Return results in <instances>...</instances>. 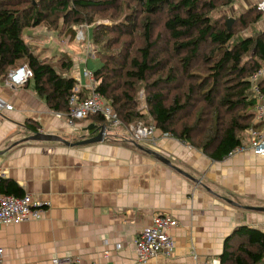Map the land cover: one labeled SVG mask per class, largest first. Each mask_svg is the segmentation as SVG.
Returning a JSON list of instances; mask_svg holds the SVG:
<instances>
[{
	"label": "crops",
	"instance_id": "1",
	"mask_svg": "<svg viewBox=\"0 0 264 264\" xmlns=\"http://www.w3.org/2000/svg\"><path fill=\"white\" fill-rule=\"evenodd\" d=\"M240 3L248 9L256 0ZM79 82L82 92L89 80L81 74ZM0 99L14 107L0 111V176L47 210L41 220L0 226L1 264H52L54 258L65 264L76 257L86 264H134L139 233L166 214L178 222L170 231L175 250L149 264H209L237 227L264 233V213L244 209L264 207V157L245 151L215 161L160 130L154 150L172 166L118 139L74 147L26 141L34 136L29 123L64 139L75 135L67 116L51 111L31 81L19 87L0 81ZM93 124H79L82 137Z\"/></svg>",
	"mask_w": 264,
	"mask_h": 264
},
{
	"label": "trees",
	"instance_id": "2",
	"mask_svg": "<svg viewBox=\"0 0 264 264\" xmlns=\"http://www.w3.org/2000/svg\"><path fill=\"white\" fill-rule=\"evenodd\" d=\"M135 1L141 8L140 16L146 15L145 18L140 17L139 22L136 8L134 14L126 15L122 22L110 21L109 24L92 27L91 40L101 46L96 51L98 62L92 71L97 84L96 92L110 103L126 125L150 117L157 130L190 144L209 158L222 161L230 157L246 142V131L255 116L250 78L264 66V31H258L256 36H240L235 41L233 31L220 23L222 18L216 20L212 17L219 4L229 6L235 0ZM116 3L117 0H40L38 4L34 2L30 7L21 8L20 2L15 0H0V81L26 65L33 72L29 81L38 97L54 113L70 115V98L78 84L70 74L75 67L73 60L67 54L61 55L57 60L59 71L48 57L42 56V52L37 53L36 47L24 37V32L45 23L49 13H57L58 10L66 14L62 20L65 26L69 25L68 18L72 24H92L94 20L87 13L100 8L117 12L121 6ZM250 10L259 16L256 18L258 21L263 18L255 6ZM162 15L165 18L164 29L170 41H174L176 55H185L181 59L184 72L182 74L171 68L168 74L150 83L154 76L167 68L166 60L161 59V52L156 50L163 41L162 35L154 39L155 23L150 20V17L161 18ZM240 20L242 27L248 26L244 17ZM77 32L75 26L70 28L74 39ZM109 34L117 36L107 38ZM124 35L130 36L132 41L138 38L131 46L138 45L141 38L144 45L133 53L131 46L123 43L118 50L107 53L105 57L102 47L110 50L121 43ZM204 45L212 47L214 57L218 55L219 58L208 69L206 78H199L195 85L185 87L181 79L191 62L200 58L199 52ZM211 58L209 55L205 62L209 63ZM143 83L148 91L147 116L138 110L136 99L139 85ZM172 91L179 92L171 96ZM82 92L81 98L88 97L86 89ZM200 103L211 109L202 119L204 121L181 124V116L190 115ZM241 110L244 113L237 115ZM92 119L96 129L90 133L106 125L102 115H95ZM27 127L34 135L41 133L35 123H29ZM1 195L22 198L25 193L15 181L0 176ZM218 259L221 264H263L264 233L249 226L237 227L227 237L224 251Z\"/></svg>",
	"mask_w": 264,
	"mask_h": 264
},
{
	"label": "rangeland",
	"instance_id": "3",
	"mask_svg": "<svg viewBox=\"0 0 264 264\" xmlns=\"http://www.w3.org/2000/svg\"><path fill=\"white\" fill-rule=\"evenodd\" d=\"M15 2L16 3L20 2L19 4L20 7L25 8V7H30L31 5H33L34 2L38 4L40 0H20V1L15 0ZM116 4L121 6V9L118 10L117 12L114 10H103L104 8H100L101 10H93L87 13V15L93 18L94 20V23L92 24H86V23H83L80 25L72 24L70 23L72 21L70 20V18H68L69 25L65 26L62 20L64 16H66V14H64L63 12L59 13L58 12L59 10L57 11V13H49L48 19L45 23L39 25L38 27H33V28L25 30L24 37L29 43L33 44L36 47L37 53L42 52V56L48 57L50 59L49 61H51L53 65L57 66L59 71L61 70L58 67L59 64L57 60L59 57H61V55L67 54L68 57H70L73 60V64L76 66V68H74V70H72L70 74L75 77L77 75L76 73H81L85 81V79H87L84 76L86 69L92 72L96 67V63L98 62L96 51L101 46L95 45L92 40H91L92 43L90 45L85 44V43L82 45L77 44L75 42L76 39H74V37H72L73 35L70 34V28H73V26H75V28H77L78 31L82 29L88 31L89 29V34L91 35L93 32V28H92L93 26L109 24L110 21L122 22L125 20L124 17L126 15L134 14L133 10H135L136 8L138 11V13L136 14V16L138 17L137 22L141 20L140 17L141 18L146 17V15L140 16L141 8L138 6L137 1L135 0H117ZM240 6H241L240 0H235V2L229 6H226L225 4H219L218 9L212 13V17L214 19L219 20V18H222L220 23H222V25L225 24L226 28H228L227 26L228 20L233 19V24L230 30L233 31V33L235 34V41L240 36H256L258 35L257 34L258 31H261L260 24H259L261 21L260 20L258 21L256 19L259 16H256L257 14L253 13L250 10V8L255 5L250 6L248 9H244ZM243 17L247 20V24H248L247 27H242L241 25L240 19H243ZM164 19H165L164 15H162L161 18L159 16L150 17V20L153 23H155L154 29H153L154 39L158 37V35L160 34L162 35V38H163V41L160 42V45L158 46V49L156 50L161 52L159 57L161 59H165L167 62L166 63L167 68L159 75L154 76L151 79L150 83L154 82L159 77H163L166 74H168L171 68L176 69L177 72L182 73V74L184 72V68H183L184 63L181 61V59L185 55H181V54L176 55L175 50L173 49L174 41H170L169 35L164 29V26H163L164 21H165ZM68 23L66 22V25ZM114 36H117V35L109 34L107 35V38H113ZM137 40L138 38L132 41V38L130 36L124 35L122 36L120 44L113 46L110 50H106L102 47V50L104 51L105 57H106L107 53L111 54V52H115L122 46L123 43H126L131 46V44H134L133 42H136ZM143 45H144V40L141 38V41H139L138 45H135V46L132 45L133 47L131 46L133 53L136 51L138 47H142ZM165 50H167V53H165ZM211 52H212V47H210L209 45H204L201 47L200 52H199L200 58L191 62L190 67L186 69L185 74L183 78L181 79V82L184 83L185 87H188L190 84L195 85V83L198 82L199 78L200 79L204 77L206 78L208 69L212 67L214 65V62L218 60L219 58L218 55L214 57L215 51H213L212 53ZM209 55L212 56V58L210 59L209 63H206L205 58L208 57ZM66 75H68V73H66ZM191 77H192V80L189 81ZM93 79H94V75H93ZM77 82H78L77 84V87H78L81 84V82H79V80ZM144 85H145L144 83L139 85V91L136 94V99L138 100V104H139L138 110L147 116L148 108H147V103H146V96L148 95V91L147 89L144 88ZM89 87H90L89 84H87V87L85 89H87L88 93L90 92L92 93V90ZM177 92L179 91H172L171 96H173ZM90 94H87V96H89ZM198 99L201 100L199 96H198ZM208 110H211V109L209 107H205L204 103H200L194 110H192L190 115L181 116V124L186 123L188 125H192L194 123H198V124L201 123L202 121H204L202 119L206 118L205 115L208 113ZM242 112L244 113L243 110L237 112V115H239L240 113L243 114ZM88 120L93 121L92 117H90L89 119L82 121V122H86ZM82 122H79L78 126ZM140 122H142L144 125L146 124L148 125V124H152L154 120L153 119L151 120L150 117L149 118L147 117V119H145L144 121H140ZM105 124H106L104 125L106 127L105 141L106 140L111 141L110 139H118V140H121V142H125V143L127 142L128 144L129 142L131 144L136 143L140 145L141 147L150 149V150H154V147L156 146L155 145V134L152 137L154 138L153 140L152 138H150V139L139 141V140H135L133 136L129 134L131 125H126L122 122L121 126L113 127L110 124H107L106 122ZM136 124L137 123L132 124V125H136ZM78 130H79L78 132L74 133L75 137L72 136L73 137L72 139L70 137H67V139L75 143V142H79L85 139L95 137L101 131V130L96 131L94 134L88 133L87 136L82 137L79 127H78ZM80 136L82 138H80ZM164 138L170 139L171 136L168 134V136H164ZM189 146L191 145L189 144ZM156 152L160 153L158 150ZM161 155L165 157L164 154L161 153ZM235 244L238 245L239 241L236 242Z\"/></svg>",
	"mask_w": 264,
	"mask_h": 264
},
{
	"label": "built area",
	"instance_id": "4",
	"mask_svg": "<svg viewBox=\"0 0 264 264\" xmlns=\"http://www.w3.org/2000/svg\"><path fill=\"white\" fill-rule=\"evenodd\" d=\"M255 7L263 15L264 19V0H256ZM75 42L79 45L91 44V35L89 29L79 30L76 34ZM84 76L89 80V88L92 90L90 96L80 97L81 90L75 88L70 98V115L68 118L69 126L74 133L78 132V123L89 119L95 115H102L107 124L113 127L122 125L115 109L95 90L96 81L93 79V73L86 69ZM33 77V72L28 66H22L12 71L8 77L9 82L14 86H24ZM81 80V74L74 77ZM264 66L261 67L251 78L254 93V119L252 125L247 129V140L244 145L237 148L230 156L240 152L250 151L257 157H264ZM13 110V105L0 99V111ZM157 131L154 123L144 125L142 122L131 125L129 134L135 140H146L154 136ZM168 136V134H164ZM154 138H152L153 140ZM47 210L43 204L34 203L31 196L25 195L22 198L1 195L0 196V226H14L27 221L41 220L45 217ZM178 226L176 219L170 215H159L154 218L153 223L142 229L135 240L136 261L134 264H149V262L164 255L172 256L176 242L170 234L171 229ZM3 249H0V264ZM62 262L54 258L52 264H61ZM65 264H86L81 258H72ZM101 264V263H91ZM209 264H221L219 259L213 260Z\"/></svg>",
	"mask_w": 264,
	"mask_h": 264
},
{
	"label": "water",
	"instance_id": "5",
	"mask_svg": "<svg viewBox=\"0 0 264 264\" xmlns=\"http://www.w3.org/2000/svg\"><path fill=\"white\" fill-rule=\"evenodd\" d=\"M233 24V19H229L227 26H228V30L231 29V26ZM96 129L95 125H91L88 127L89 131H93ZM101 131L99 132V134L95 137L89 138V139H85L79 142H75V143H71L68 140L64 139L61 136H57L55 134H47V133H39L36 134L34 136H31L29 138H26V141H47V142H60L63 143L67 146H83V145H89V144H95V143H100V142H104L105 141V132H106V127L102 126ZM139 149L148 152L150 154L156 155L158 157V159L160 161H162L164 164H167L169 166H172L171 162L164 156H162L160 153L154 151V150H145V148L141 147L140 145L134 143ZM176 168V167H175ZM181 174L189 177L185 172L181 171L180 169L176 168ZM244 209L246 210H250V211H259V212H263L264 213V207H244Z\"/></svg>",
	"mask_w": 264,
	"mask_h": 264
},
{
	"label": "flooded vegetation",
	"instance_id": "6",
	"mask_svg": "<svg viewBox=\"0 0 264 264\" xmlns=\"http://www.w3.org/2000/svg\"><path fill=\"white\" fill-rule=\"evenodd\" d=\"M92 134H94V133H92Z\"/></svg>",
	"mask_w": 264,
	"mask_h": 264
}]
</instances>
